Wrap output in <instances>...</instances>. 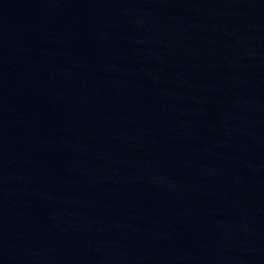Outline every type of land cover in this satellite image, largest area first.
<instances>
[{"label":"water","instance_id":"1","mask_svg":"<svg viewBox=\"0 0 264 264\" xmlns=\"http://www.w3.org/2000/svg\"><path fill=\"white\" fill-rule=\"evenodd\" d=\"M0 264H264V0H0Z\"/></svg>","mask_w":264,"mask_h":264}]
</instances>
